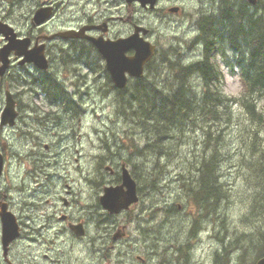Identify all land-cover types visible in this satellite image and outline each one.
I'll list each match as a JSON object with an SVG mask.
<instances>
[{"label": "flooded vegetation", "instance_id": "flooded-vegetation-1", "mask_svg": "<svg viewBox=\"0 0 264 264\" xmlns=\"http://www.w3.org/2000/svg\"><path fill=\"white\" fill-rule=\"evenodd\" d=\"M19 1L33 2L26 30H16L3 22L13 28L21 53L10 50L4 63L0 60V180L9 171L11 160L21 165L18 186L8 180L0 189V211L4 206L15 217L19 235L9 242L5 252L0 236V264H115L106 261V253L115 247L117 238L123 237L122 229L117 228L121 232L111 238L105 237L113 226L112 217L131 205L109 213L99 201L101 194L90 202L84 193L89 190L90 175L89 161L83 153L84 137L88 151V132L82 129L84 125L88 127L90 97L130 94L138 79L144 80L148 69L156 71V63L169 65L172 60L159 54L164 32L182 24L187 33L193 34L183 38L188 48L192 41L202 47L199 58L188 65L206 56L210 61L219 58L221 64L231 60L234 52L239 55L234 43L244 40L242 33L233 32V20L242 21L245 14L264 16V0H217V7L210 12L200 0L196 4L191 0ZM152 18L159 23L153 24ZM117 23H123L126 30ZM129 36L153 45L154 53L144 63L143 75L136 77L126 72V85L118 88L96 42ZM8 44V39L0 37V50ZM133 54L132 47L125 51L126 56ZM9 104L15 112L13 121L1 123ZM10 130L23 140V151L12 147ZM123 165L126 167L121 163L119 172L110 163H103V169L115 178L103 184L102 192L105 186L121 183ZM129 173L138 192L137 179ZM10 189L20 197L14 199ZM19 243L23 244L16 256L12 251ZM33 245L44 248L32 251ZM116 263L121 264V258Z\"/></svg>", "mask_w": 264, "mask_h": 264}, {"label": "rangeland", "instance_id": "rangeland-1", "mask_svg": "<svg viewBox=\"0 0 264 264\" xmlns=\"http://www.w3.org/2000/svg\"><path fill=\"white\" fill-rule=\"evenodd\" d=\"M200 1L204 8H210L208 12L217 7V0ZM79 2L84 3V0ZM191 2L197 3L196 0ZM32 3L0 0V21L10 23L16 30L25 31ZM151 21L155 25L159 23L154 18ZM117 25L121 30H126L123 23ZM164 33L166 35L159 54L172 61L169 65L156 63V71L148 69L144 80L154 81L158 90L169 91L179 81L173 79V75H178L179 66L196 61L202 47L192 41L191 49L188 48L189 43L183 38L193 34L187 33L183 24ZM169 46L172 47L170 54ZM236 57L233 54V64ZM175 61L176 64H173ZM172 68L175 71H171ZM219 69L223 75L219 86L222 92L228 97L239 98L244 88L240 68L233 70L222 64ZM187 80V85L200 96L203 89L200 76L188 75ZM119 98L90 97L88 127L84 125L82 129L84 133L88 132V151L84 137L83 153L89 161L90 177L89 190L84 193L89 195L90 202L98 199L104 183L115 178L103 169V163H110L119 172L120 164L124 163L138 183V201L127 211L112 217L113 226L105 239L121 232L117 228L122 229L123 237L117 238L115 247L107 250L106 261L118 264L116 260L121 258V264H251L255 256L264 250V211L260 207L263 200L257 201L258 196H254V188L244 175L248 171L246 165L252 153L264 150V124L254 123L244 108L233 101L229 104V120L227 113L219 112L217 117L205 113L197 123L199 125L187 123L184 126L185 123L180 121L178 130H172L171 138H163L156 147H153L151 139L143 149L147 143L144 135H141L142 130L147 129L145 132L150 133L152 126L144 128L143 124L139 125L138 115L132 113L135 110L133 104L131 107L120 105ZM263 101V98L258 100L259 104ZM15 132L8 131L12 147L18 152L23 151V140ZM251 144L253 147H250ZM211 159L218 160L220 193L223 196L217 204L202 207L187 196L191 195V188H197L193 183L200 173L198 169L202 162ZM10 163L9 171L0 180V189H4L8 180L13 186H18L21 165L13 160ZM212 176L215 174L212 173ZM9 192L14 199L20 197L14 189ZM256 202L260 205L258 209ZM206 210L210 211L206 213ZM90 232H93L92 226ZM22 244L14 246V255L18 256ZM43 248V245H33L31 250ZM67 254L72 255L73 252ZM179 256L182 259L178 261Z\"/></svg>", "mask_w": 264, "mask_h": 264}, {"label": "trees", "instance_id": "trees-1", "mask_svg": "<svg viewBox=\"0 0 264 264\" xmlns=\"http://www.w3.org/2000/svg\"><path fill=\"white\" fill-rule=\"evenodd\" d=\"M232 24L236 27V33L239 31L243 33L244 39L242 43H234V51H239V55L234 52V56H237L234 65L240 68V78L244 86L239 98L228 97L222 92L219 87L223 81V75L219 70L220 65L216 61H210L209 56L190 65H177L179 66L178 75H173V79L175 78L176 81L177 78L179 81L178 83L176 81V85L169 91L156 89L157 85L154 81L138 79L130 94L120 95V105L131 107L133 104L135 107L132 113L138 115L139 125L143 124L144 128L152 126L150 133L149 131L145 132L147 129L142 130L147 143L143 149H146L149 139H152L153 147H156L159 145L157 142L162 141L161 139L171 138L172 130H178L180 121L185 123L184 126L187 123L194 126L205 113L214 114V117H217L219 112L227 113L229 120V104L233 101L238 102L244 108L254 123L264 124V101L262 104L258 102L259 99H264V18H253L252 14H245L242 21L238 22L237 19H234ZM225 63L232 64L227 60ZM172 70L175 71L173 68ZM193 74H198L202 79L203 89L200 96H197L196 92L187 85L188 75ZM125 100L127 101L125 102ZM250 147H253V144ZM250 158L248 159L249 164L246 165L248 171L244 176L254 188V196H258L257 201L263 200L262 206L258 202L255 203V206L257 209L260 206L264 211V150L252 153ZM217 165L218 160L216 162L211 159L202 162L198 169L200 173L193 183L197 188L195 190L191 188V195L187 196L196 205L201 204L202 207H209L211 204H217L223 196L220 193L221 174ZM212 173L215 176H212ZM253 199L255 200V197ZM263 255L264 250H261L251 264H254Z\"/></svg>", "mask_w": 264, "mask_h": 264}, {"label": "water", "instance_id": "water-1", "mask_svg": "<svg viewBox=\"0 0 264 264\" xmlns=\"http://www.w3.org/2000/svg\"><path fill=\"white\" fill-rule=\"evenodd\" d=\"M250 2H253V0H250ZM0 35L10 42V44L0 50V60L4 63V58L7 56L8 51L15 50L16 53H21L18 47L21 45L19 39H16L13 28L2 21H0ZM133 36L135 37V35ZM133 36L118 39L116 41L96 42L99 51L106 59V67L111 75V79L118 88H123L126 85V72L129 75L140 77L143 74L144 63L154 52L153 45L143 41V39H135ZM129 47L134 48V54L132 56L125 55V51ZM27 56L28 59H33L30 57L31 54H26V57ZM14 115L15 112L12 111V105L9 104L2 113L1 123H5L7 120L12 123ZM1 170L2 157L0 154V173ZM99 201L102 207L109 213H118L138 201L135 180L131 177L128 169L124 165L122 166L121 183L118 185L105 186L99 197ZM0 216L1 245L5 252L9 242L19 235V225L15 217L8 212L4 206L0 211ZM81 232V230H77V233ZM254 264H264V255L258 258Z\"/></svg>", "mask_w": 264, "mask_h": 264}, {"label": "bare ground", "instance_id": "bare-ground-1", "mask_svg": "<svg viewBox=\"0 0 264 264\" xmlns=\"http://www.w3.org/2000/svg\"><path fill=\"white\" fill-rule=\"evenodd\" d=\"M259 17V16H258ZM262 17H264L263 15H262ZM204 19V18H203ZM202 19V20H203ZM237 19V18H236ZM231 21V20H230ZM238 21V20H237ZM200 22V21H199ZM239 22V21H238ZM239 25V24H238ZM237 26V25H236ZM247 26V25H246ZM235 27V26H234ZM254 27V26H253ZM220 28V27H219ZM236 28V27H235ZM238 28V27H237ZM240 28H242V27H240ZM251 28V27H250ZM208 29V28H207ZM239 29V28H238ZM246 29V28H245ZM233 30V29H232ZM235 30V29H234ZM222 31V30H221ZM218 32V31H217ZM233 32H235V31H233ZM239 32H241V31H239ZM238 32V33H239ZM254 32V31H253ZM223 33V32H222ZM242 33V32H241ZM234 34V33H233ZM243 34V33H242ZM252 34V33H251ZM217 35V34H216ZM218 36V35H217ZM220 36V35H219ZM241 36V35H240ZM243 36V35H242ZM242 36H241V38H242ZM209 38V37H208ZM211 39H212V37H210ZM250 38V37H249ZM255 38V37H254ZM201 39V38H200ZM258 42V41H257ZM199 45H201V44H199ZM242 67V66H241ZM9 78V77H8ZM156 90V89H155ZM200 100V99H199ZM149 101V100H148ZM126 104V103H125ZM170 105V104H169ZM124 113V112H123ZM170 113V112H169ZM208 115V114H207ZM177 116H178V114H177ZM134 124H135V122H134ZM115 125V124H114ZM217 126V125H216ZM109 134H110V132H108ZM106 135V134H105ZM141 135H143V134H141ZM107 136V135H106ZM105 136V137H106ZM111 136V135H110ZM114 136V135H113ZM130 136V135H129ZM138 137V136H137ZM137 137L135 138V139H137ZM144 137H145V135H144ZM150 137H151V135H150ZM152 137H153V135H152ZM115 138V137H114ZM134 139V140H135ZM105 140V139H104ZM148 140V139H147ZM149 140H151V139H149ZM162 140V139H161ZM105 141H107V140H105ZM116 142V141H115ZM109 144H110V142H109ZM151 145V144H150ZM158 145V144H157ZM152 153V152H151ZM155 153V152H154ZM148 160V159H147ZM135 162V161H134ZM135 166V165H134ZM136 167V166H135ZM138 169V168H137ZM152 168H150V170H151ZM136 170V169H135ZM152 172V171H151ZM161 172V171H160ZM150 173V172H149ZM157 174H158V172H156ZM155 173V174H156ZM162 173V172H161ZM160 173V174H161ZM160 174H158V175H160ZM162 175V174H161ZM157 177V176H156ZM149 187V186H148ZM171 210V209H170ZM172 211V210H171ZM162 229V228H161ZM153 235H155V234H153ZM185 244H183V246H184ZM149 253H155V252H149ZM181 253V252H180ZM182 254V253H181ZM153 256H155V255H153ZM183 257V256H182ZM182 259V258H181Z\"/></svg>", "mask_w": 264, "mask_h": 264}]
</instances>
